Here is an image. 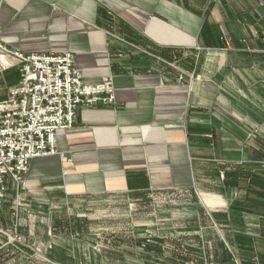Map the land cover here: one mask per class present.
I'll return each mask as SVG.
<instances>
[{
    "label": "crops",
    "instance_id": "0c3cea01",
    "mask_svg": "<svg viewBox=\"0 0 264 264\" xmlns=\"http://www.w3.org/2000/svg\"><path fill=\"white\" fill-rule=\"evenodd\" d=\"M0 46L10 62L72 53L84 84L115 90L113 105L77 110L24 190H204L224 203L211 212L227 229L221 247L264 264V0H0ZM20 79L0 63V102Z\"/></svg>",
    "mask_w": 264,
    "mask_h": 264
},
{
    "label": "rangeland",
    "instance_id": "374dc122",
    "mask_svg": "<svg viewBox=\"0 0 264 264\" xmlns=\"http://www.w3.org/2000/svg\"><path fill=\"white\" fill-rule=\"evenodd\" d=\"M22 181L9 179L0 197V264H222L227 229L211 212L224 203L204 190L66 199ZM224 249L227 264H243Z\"/></svg>",
    "mask_w": 264,
    "mask_h": 264
},
{
    "label": "built area",
    "instance_id": "2783aa9c",
    "mask_svg": "<svg viewBox=\"0 0 264 264\" xmlns=\"http://www.w3.org/2000/svg\"><path fill=\"white\" fill-rule=\"evenodd\" d=\"M6 52L0 46V63L20 66L21 79L0 102V197L7 181L22 178L33 160L56 154L58 134L73 127L81 106L115 103L112 82L84 84L72 53L15 52L10 62Z\"/></svg>",
    "mask_w": 264,
    "mask_h": 264
},
{
    "label": "trees",
    "instance_id": "16d2710c",
    "mask_svg": "<svg viewBox=\"0 0 264 264\" xmlns=\"http://www.w3.org/2000/svg\"><path fill=\"white\" fill-rule=\"evenodd\" d=\"M223 254L220 257V262L222 264H227L232 261L231 254L227 249L222 248Z\"/></svg>",
    "mask_w": 264,
    "mask_h": 264
},
{
    "label": "bare ground",
    "instance_id": "6f19581e",
    "mask_svg": "<svg viewBox=\"0 0 264 264\" xmlns=\"http://www.w3.org/2000/svg\"><path fill=\"white\" fill-rule=\"evenodd\" d=\"M6 61H8V60L6 59Z\"/></svg>",
    "mask_w": 264,
    "mask_h": 264
}]
</instances>
